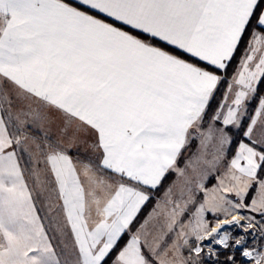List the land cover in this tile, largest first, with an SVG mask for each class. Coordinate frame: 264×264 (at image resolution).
Segmentation results:
<instances>
[{
    "label": "snow or ice",
    "instance_id": "snow-or-ice-1",
    "mask_svg": "<svg viewBox=\"0 0 264 264\" xmlns=\"http://www.w3.org/2000/svg\"><path fill=\"white\" fill-rule=\"evenodd\" d=\"M0 264H264V0H0Z\"/></svg>",
    "mask_w": 264,
    "mask_h": 264
}]
</instances>
